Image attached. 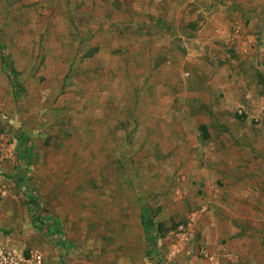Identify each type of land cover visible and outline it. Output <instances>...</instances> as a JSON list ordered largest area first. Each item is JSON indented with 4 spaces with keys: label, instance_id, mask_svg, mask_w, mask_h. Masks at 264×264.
Wrapping results in <instances>:
<instances>
[{
    "label": "rangeland",
    "instance_id": "1",
    "mask_svg": "<svg viewBox=\"0 0 264 264\" xmlns=\"http://www.w3.org/2000/svg\"><path fill=\"white\" fill-rule=\"evenodd\" d=\"M0 108L39 233L24 253L264 264L260 162L224 186L209 145L189 158L181 135L184 123H235V152L264 155V0H0ZM202 208L213 232L197 223L176 239Z\"/></svg>",
    "mask_w": 264,
    "mask_h": 264
},
{
    "label": "crops",
    "instance_id": "2",
    "mask_svg": "<svg viewBox=\"0 0 264 264\" xmlns=\"http://www.w3.org/2000/svg\"><path fill=\"white\" fill-rule=\"evenodd\" d=\"M204 78L205 76L202 75H199L198 77V79L201 80H203ZM219 84L222 89V83ZM227 91L225 93H227L231 97L232 93L228 89ZM220 92L221 91L219 90L218 95H220ZM196 95L202 96L201 93H197ZM234 125L235 123H184V126H181L184 129L183 131H181V135L183 134L186 136L183 143L188 146L186 154L189 156V158H192V153H194L196 157L198 154L196 146L199 144L207 143L211 151L210 155L215 160L213 169L215 172H217L216 175L221 179V181H223L224 186H232L234 184L233 175L235 174L236 169L240 167H245L246 170H249V173L252 176L253 174L251 172L255 170V161L260 162V164L256 165V168L260 169L262 172L261 176H264L263 154L260 156V159L254 160V154L251 151L248 152V150H246L239 153L235 152V148L233 147V145H231L235 142V139L233 137L234 134L232 133L231 135L230 129ZM170 130L172 139L178 137V133L180 135V132L174 129V123L171 124ZM14 158L10 160L5 159L0 161V182L4 183L8 189V197L0 206V231L7 228L12 229L14 234H11V241L14 247L21 250L25 249L26 247L34 246L30 244L31 241L29 239L38 237L39 233L36 228L31 226V224L33 223V218L32 216H30V205L28 206L27 203L26 205L22 204L25 199H22L20 195L19 190L23 191V189L18 184L17 178H20L21 176L23 177L25 175V171L23 169L15 167ZM196 171L199 172L198 169ZM197 176L199 177V175ZM182 188L183 190L180 188V191H178V194H181V196L178 197L179 201L181 198H185V194L187 193V191L185 190V185H182ZM172 190L174 191V189ZM170 201L172 202V200ZM184 202L185 201H180V203ZM179 207H181V205H179ZM199 224L203 228L206 227L201 231L203 235L213 232V229H211V223L208 221L207 217L203 216L200 219ZM208 224L210 226H208ZM208 227L210 228V230L208 229ZM191 231L196 234V232L199 231V229H197V225L193 226ZM48 252L49 251L47 250V247H43V251L41 253L44 258H46V262H48Z\"/></svg>",
    "mask_w": 264,
    "mask_h": 264
},
{
    "label": "built area",
    "instance_id": "3",
    "mask_svg": "<svg viewBox=\"0 0 264 264\" xmlns=\"http://www.w3.org/2000/svg\"><path fill=\"white\" fill-rule=\"evenodd\" d=\"M10 118L6 111L0 108V161L14 158V146L9 140ZM8 197L6 185L0 182V206ZM205 209L195 210L180 223L175 231V238L184 242L190 238L191 230L203 217ZM204 250V249H203ZM202 250V252H203ZM0 264H45L37 251H27L14 247L11 236L0 234Z\"/></svg>",
    "mask_w": 264,
    "mask_h": 264
},
{
    "label": "trees",
    "instance_id": "4",
    "mask_svg": "<svg viewBox=\"0 0 264 264\" xmlns=\"http://www.w3.org/2000/svg\"><path fill=\"white\" fill-rule=\"evenodd\" d=\"M3 59H4V57H3ZM26 153H28V150H26ZM142 221L147 226L148 229H151L152 223H151L150 219L148 218V213H146V211H144L142 214ZM155 247H156L155 244H151V246H150L151 250H154Z\"/></svg>",
    "mask_w": 264,
    "mask_h": 264
}]
</instances>
